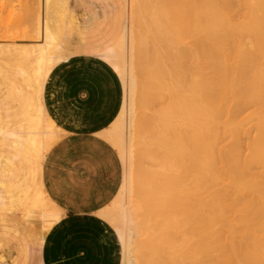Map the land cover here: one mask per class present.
I'll list each match as a JSON object with an SVG mask.
<instances>
[{
	"label": "bare ground",
	"instance_id": "bare-ground-1",
	"mask_svg": "<svg viewBox=\"0 0 264 264\" xmlns=\"http://www.w3.org/2000/svg\"><path fill=\"white\" fill-rule=\"evenodd\" d=\"M235 2L243 12H237L241 13L239 23L229 13L233 7L237 9ZM130 3V53L123 33L119 41L111 40L94 55L110 65L123 89L119 115L98 134L114 147L125 166L117 196L101 212L117 236L121 264H197L198 260L201 264L204 257H210V264H264V224L257 235L249 232L252 235L245 234L237 244L228 242L226 248L221 246L220 230L218 234L212 230L226 220H220L228 211L223 205L238 203L237 196L244 194L241 191L253 196L242 217L254 214L264 218V187L260 181L248 179L251 164L264 166V0ZM67 13L55 8L53 0H43L41 25L38 13L36 20L41 27V43L31 44L33 47L0 43V58L7 56L14 61V73L25 82L21 88L13 74L0 68V215H21L37 230L41 243L62 217L43 191L41 170L46 154L61 138L59 128L45 111L43 91L52 70L68 57L64 48L69 39ZM89 19L88 24L92 22ZM203 69L212 78L203 74ZM151 104L160 107L154 108L156 113L150 117L149 110L155 107ZM247 107L256 108L253 114L258 120L250 156L244 160L239 157L237 141L231 142L238 146L218 153L215 141L222 133L218 132V121L232 110L236 113ZM228 129L227 133L233 131ZM237 131L230 133L238 138ZM141 161L145 167L139 166ZM217 163L230 176L232 192L222 188V193L208 194L203 201L199 196L217 182ZM153 165L162 170L159 184ZM159 175L156 173L157 178ZM135 196L145 203L142 206L148 221L158 225V236H152L153 232L148 237L147 220L140 224ZM215 251L225 253L226 259L212 261ZM196 256L203 258L201 263Z\"/></svg>",
	"mask_w": 264,
	"mask_h": 264
},
{
	"label": "crops",
	"instance_id": "crops-1",
	"mask_svg": "<svg viewBox=\"0 0 264 264\" xmlns=\"http://www.w3.org/2000/svg\"><path fill=\"white\" fill-rule=\"evenodd\" d=\"M30 35L37 37L33 21ZM33 38L15 44H37ZM79 47L83 54L57 65L43 91L45 111L61 138L46 154L41 181L62 217L41 243L21 215H0V264H121L117 236L101 212L119 192L123 165L98 134L120 113L122 83L108 63ZM5 257L8 263L2 261Z\"/></svg>",
	"mask_w": 264,
	"mask_h": 264
},
{
	"label": "rangeland",
	"instance_id": "rangeland-1",
	"mask_svg": "<svg viewBox=\"0 0 264 264\" xmlns=\"http://www.w3.org/2000/svg\"><path fill=\"white\" fill-rule=\"evenodd\" d=\"M130 1H132V0H53V3H55V8H57L60 11L61 10H66L70 14V15H68V13H67L66 21H65V23L67 22L65 24V26L67 28L66 32H68V34H69L68 42L65 44V47H64L65 51L68 52V57L65 60L69 59L71 56L83 54V52H84L83 48L79 47V45H81V44L85 48V51L89 52L91 55H95V54L99 53L106 46V44H109V42L111 40L113 42L119 41V39H120V37H121V35L123 33H125V37H126V44H127L126 45V51L129 52L128 43L130 45V41H129L130 40L129 39V35H131L130 34L131 33L130 27L133 26V25H130V23L133 24L132 22H130L131 21L130 20L131 19L130 13H132L130 11V4H132L131 7L133 6V3H130ZM235 4H236V2H235ZM235 4H234V6H237V9H235L236 7H233V10H230L231 12H229V13H232V15H230V16H234V15L236 16V17H232L233 21H234V19L236 21H238V20L240 21L241 19H238V18H239V14L242 13V15H243V12L241 10L242 8H240V10H239V5L238 4L235 5ZM131 10H132V8H131ZM238 11L241 12V13L237 14ZM235 12H236V14H235ZM37 13L39 14V18H38L39 19V25H41V22H42V19H43V0H0V43L1 44H10V45H13V46H19V45H16L15 43L23 44V42H26V44H29L30 42H32V40H30V39L33 38L30 35L31 34V30H32V21H33V29H34L35 33H37V37L33 38V39H35L38 43H41V41H42V38H41L42 37L41 36L42 35L41 34V27H38L37 24H36V22H37L36 20H37V17H38ZM86 14H87V16H86ZM85 16H86V18H85ZM237 16H238V18H237ZM67 17H68V19L70 18L69 21H67L68 20ZM89 17L92 18V22L90 24H88L89 20H90ZM84 18H85V21H86V25L81 24L84 21ZM70 20H72L71 22H73V23H70ZM239 21H238V23H239ZM37 27L39 28V32H38ZM85 31H87V33H85ZM87 35H90V37L88 38ZM91 39L93 41L90 42ZM245 39H244V44L248 46L249 43L246 44L247 41H245ZM247 40L249 42L248 38H247ZM228 50L229 49H226L227 52L226 53L224 52V53L229 55V51ZM230 63L232 64V61H229L228 64L230 65ZM0 68H2L4 71H8L10 74H13V77H14L13 79L18 83V85L21 88L25 87L24 80L21 77H19V75H16L14 73V71H16V68H17L15 66V62L14 61L9 59L7 56H5L4 58H0ZM202 73L203 74H209L210 72H208V70L205 71L203 69ZM210 74H209V76H210ZM229 97H231V96H228V98ZM157 102H158V100H157ZM237 102H238V100H237ZM239 102H240V100H239ZM159 103H161V102H159ZM156 104H158V103H156ZM152 106H155V107L150 108L151 109V110H149L150 117H151L152 113L153 114L156 113L154 111L155 110L154 108H159L160 107V106L158 107L156 105H152ZM152 106H150V107H152ZM161 106H162V103H161ZM247 108H249V109H247ZM247 108L246 109L245 108L241 109L240 112L236 111V113H235V110H232V112L227 113V115L225 114L224 117H222L221 121L220 120L218 121V122H220L219 123L220 127H218V129H219L218 132H222L223 133V134L222 133H218V136L216 137L215 150L216 151L218 150V153L224 152V149H226L225 151H228V149L229 148L231 149V147L232 146L234 147V145H235V147L240 145L237 148L238 149V153H239V150H240L239 157H240V155H242L241 157L244 160L245 157L250 156L251 150L249 149V147L251 146V143H252L251 141L253 140L252 139L253 136L255 137V135L257 134V132L255 133V131H257L256 129H257L258 122H256V121H258V120H257V117L255 116L256 115V112H255L256 108H254V109L252 107H247ZM147 109H149V108H147ZM156 110L158 111V109H156ZM248 110H250V111H248ZM143 111H145V110H143ZM145 113L146 112H144L143 114L144 115H146V114L149 115L148 112L146 114ZM137 114H138V117L142 116V115H140V110L137 111ZM229 114H232L234 116V118H232L233 117L232 115L229 116ZM148 115H147V117H148ZM226 116L227 117L229 116V117L226 118ZM231 119L232 120L233 119L234 120H238L239 122L238 121H234L233 122ZM254 119H256V120H254ZM227 120H228V122H227ZM229 121H232L233 123L231 122V124H227V123H229ZM219 124H218V126H219ZM234 125H235V127H234ZM255 127H256V129H255ZM228 128H230V129L232 128L234 132L233 131H229L230 129H228ZM236 128H238V129H236ZM227 129L229 131L228 133H227ZM235 130L236 131L238 130L237 131L238 138L235 135H233V133L236 134ZM230 132H233V133H230ZM238 132L240 133V135H239ZM148 134H149L148 137L151 138L152 135H150V133H148ZM231 135L236 137V138H232ZM221 137H222V139H221ZM224 137H226V138H224ZM151 139H150V141H152ZM219 140H220V142H219ZM231 141H237L236 144L238 143V145H236L235 142H231ZM231 143H234V144L231 145ZM150 144H152V143H150ZM154 144H155V142H154ZM154 144H152L153 147H154V148L153 147L152 148L154 150H156L157 147ZM228 146H229V148H228ZM218 148H220V149H218ZM241 148H243V149H241ZM139 164H140L139 165L140 167H145V165H144V163L142 161ZM151 164H154V163H151ZM217 164H216L217 168L215 167V174H216V181L217 182L214 183L213 185L212 184H210L209 186L207 184L205 185V186H208L207 188L209 190H208V193H206L204 195L200 194L201 196H199V199H203V201H206V197H207L208 194L215 193V192L222 193L223 192L222 188H225L226 190L228 188H230V181H231L230 176H228V174H224L222 169H219V168L222 167V166H220V163H217ZM257 164L253 163V164L250 165L249 169L247 168L249 170L248 179H250L252 181H257V182L260 181V184L262 185V187H264V166H263V164H261V165L260 164L257 165ZM122 165H123V170H124L125 166H124V164H122ZM218 166H220V167H218ZM151 169H152L153 172H155L154 176H155L156 179H158L157 180L158 184H159V182L161 183V176L160 175L162 174V172H161L162 170H160L155 165H153ZM156 173H157V175H159L161 173L158 176L160 178H157ZM157 182H156V184H157ZM217 184H219V185H217ZM216 188L217 189L219 188L218 189L219 191ZM220 191H222V192H220ZM230 191H231V188L229 189V192ZM241 192L244 193V194H240L239 193V195H238V196H240L239 198L241 199V201H240V199L238 200V196L236 195L237 196L236 200L239 201L238 203L236 202L237 204L235 203V204L232 205V204L227 202V203H225L223 205V207H225V209H227L228 210L227 212H229V213L226 212L224 214V212H222V214H224V216H221L222 218L220 220H222V219L224 220L225 218H226V220L225 221H221L222 223L218 222V224L214 225V227L212 228L213 232H215L217 234H218V231L220 230L219 231V235L220 234L222 235V236L220 235L221 236L220 237L221 238V246H224L225 248L228 245V242H230V244H231V243H233V241L234 242L236 241L235 244H237L238 242H240L243 239V236L245 234H249L250 235L251 233H249V232H253L252 234H256L257 235L258 234L257 231H260L259 228H261L262 224H264V221H263L264 218L258 217V216L254 215V214L253 215L250 214L253 218L250 215L246 216V217H242L243 212L246 211L247 210L246 208L249 207V204H248L249 200L252 199L253 196L250 195V193H247V191L246 192L245 191H241ZM241 195L245 196V198L242 197ZM133 200L137 204V208H138L137 216L139 218L140 224L146 222V220L148 221L149 219H147V216H146L147 212L145 211L146 208L142 206V205L145 204L144 202H142L143 201L142 198L135 196ZM137 200H141L142 204H141V202L138 203L139 201H137ZM242 202L245 203V205H243ZM233 203H234V201H233ZM139 204L141 206H139ZM239 204H241V205H239ZM144 206H146V205H144ZM231 210H233L234 213ZM140 212H141V214H140ZM230 213H233L235 215H233V214L231 216L228 215ZM226 216H228V218ZM160 219H159V221L162 220V219L161 220ZM238 219H239V221L241 220V222L237 221ZM225 222H227V223H225ZM228 222H229V224L230 223L232 224V225L229 226V228H227V225H229ZM236 223H237V225H235ZM259 223L261 225H259ZM220 224H224V225L222 226ZM242 224H243V226H246L244 228H247V226H248V227H250V228H252L254 230H252L250 228H248L249 230L248 229L245 230V229H243ZM240 225H241L242 229H240ZM224 226H226V227H224ZM146 227L149 228V230H150L149 232H146L148 237L150 236L148 233L151 234L153 232H155V233L153 235L151 234L152 236H154V235L158 236L159 235L160 231H159L158 225H156L155 223H150L148 221V224L146 225ZM235 227H237L239 229H235ZM236 230H239V231H236ZM240 230H241V232H240ZM255 230H256V232H254ZM145 237H147V236H144L143 239ZM223 238L226 240V242H225V240ZM212 254H213V255H211L212 261H219V260L226 259L225 258L226 254L224 253L225 254L224 255L223 252L220 253L219 251H215ZM196 257L197 258H195V259H199L200 258V256H196ZM204 258H205L204 260H202L203 258L202 259L200 258V263H201V260L204 261L201 264H206V262L209 261L208 258H210V257H207V260H206V257H204ZM3 259H4V260H2L3 262H7L8 263L9 259L7 257H5ZM161 261L165 262L166 260L165 259H161ZM198 263H199V260H198ZM208 263L210 264L211 261L208 262Z\"/></svg>",
	"mask_w": 264,
	"mask_h": 264
}]
</instances>
